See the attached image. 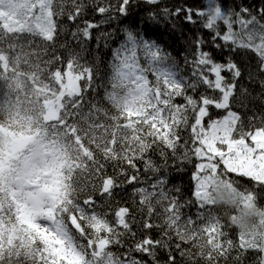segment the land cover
<instances>
[{
  "label": "snow or ice",
  "instance_id": "6c2138e0",
  "mask_svg": "<svg viewBox=\"0 0 264 264\" xmlns=\"http://www.w3.org/2000/svg\"><path fill=\"white\" fill-rule=\"evenodd\" d=\"M135 2L0 0V264H161V252L164 264H178L173 251L191 264L229 257L244 264L249 256L250 264H264V212L234 240L224 229L235 226L222 222L211 199L217 185L242 204L264 198V114L245 122L233 110L247 108L248 100L264 103V0L164 8L172 21L199 25L186 41L183 68L156 40L124 29L98 98V66L82 62L85 41L101 24L127 16ZM89 9L102 19L76 24L70 35L80 51L62 44L67 59L57 55L61 18L76 23ZM96 40L109 48L115 34ZM22 66L34 70L25 74ZM245 80L261 92L252 96ZM169 151L174 161H196L183 203L181 188L168 187ZM140 161L155 179L134 188L137 211L148 217L138 238L130 208L113 209L111 202L123 184L142 183ZM193 204L196 218H185L181 209ZM154 215L162 224L149 222ZM153 229L163 230L155 237Z\"/></svg>",
  "mask_w": 264,
  "mask_h": 264
},
{
  "label": "trees",
  "instance_id": "16d2710c",
  "mask_svg": "<svg viewBox=\"0 0 264 264\" xmlns=\"http://www.w3.org/2000/svg\"><path fill=\"white\" fill-rule=\"evenodd\" d=\"M107 2V0H105ZM115 0H113V3ZM222 4L228 7H234L237 4L244 3L247 4L252 2V0H221ZM86 4L91 5L92 0H85ZM205 4V0H158L156 4L148 3L147 0H136L135 6L130 9L129 14L127 16H121L117 19L111 20L108 23L101 24L98 29H94L92 32V39L85 41V50L82 53L84 60L82 62L93 63L98 66V78L95 80L96 91L99 93V97H103L104 88L103 85L106 80V76L108 73V61L111 59V49L115 47L120 41L124 39V29H130L133 31H139L143 33L146 38L153 39L162 44L166 51L171 53L173 57L177 59V62L183 68V58L188 54L189 45L186 41L192 36L193 32L199 27V25H191L184 23L180 20L172 21L167 17L163 16V9L169 8L172 9L177 6H187L189 8L197 9L203 7ZM156 13L155 20H150L149 14ZM102 18L99 15H93L89 9V11L82 17V20L77 21L76 23L67 21L66 18H61V22L59 25V34L55 41V51L57 55L64 56L67 59V53L65 49L60 48V45L66 44L69 48L74 49L75 51H80L79 46L76 41L72 39L71 32L76 30V24H80L83 26V20H91L93 22L99 23ZM103 32H114L115 41L110 42V47L105 48L103 46V40L99 42L100 46L97 47L96 37ZM186 33V35H184ZM203 35L207 36V33H203ZM37 44H42L40 40H36ZM50 50H51V46ZM27 51V48L24 50ZM189 59L191 57L189 56ZM34 69L32 66H22L19 71L27 74L32 72ZM187 71V70H186ZM246 87L249 88L252 96H257L261 89L258 85L249 84L246 80L242 81ZM22 85L25 91L31 90V85L28 81L23 80ZM86 98H91L90 96ZM264 99V98H262ZM177 102H182L179 98ZM248 107H238L233 110L239 111L241 116L247 122V118L253 116L254 114L259 117L264 114V103L261 100H248ZM107 106V105H105ZM224 112L222 110H215L214 115H223ZM187 136V133H184ZM167 151V150H166ZM151 159L155 161L157 164L163 163L158 153H150ZM103 162V161H101ZM195 159L191 163H180L178 161H174L171 158V152L169 151V165L170 167L167 169L168 172V187L181 188L180 200L183 203L186 199L190 198V192L193 186V181L191 180V173L195 170L194 163ZM138 168L140 169V180L142 183H134V184H123L122 187L117 188L114 193V199L112 200V208L115 209L118 206H127L130 208V211L133 216L136 217L137 223L132 224V230L138 233V238L140 234V226L145 219H148L146 210L144 213L137 211L140 208L139 204V196L134 193V188L136 187H149V185L154 182L155 176L151 171H145L144 162H138ZM108 174H113V166L111 163L106 165ZM117 171H119V166H117ZM163 174V173H162ZM124 178L120 177L122 181ZM119 182V181H118ZM245 184H248V181H244ZM172 195H176L175 192L171 193ZM264 197V194H262ZM258 203L264 206V198L258 200ZM159 212L160 210L157 209ZM197 208L195 204L192 206H186L181 209V212L184 214L185 218L187 216H192L195 219V213ZM213 211L216 214L221 215L222 222L224 224H228V219L223 215L220 209L215 208ZM155 224H162L163 217L162 216H153L150 221ZM163 229L157 230L153 229L151 235L158 237L159 232ZM228 232V238L236 239L238 230L235 227H226L224 229ZM127 241L126 246L131 244L130 238H125ZM175 239L173 244L175 243ZM173 255L178 261V264H191L186 258H182L178 251H173ZM235 253H233V256ZM167 258L166 252H161V264H164V260ZM147 259V257H145ZM250 256L244 264H250ZM203 264V261L200 262ZM219 264H233V260L231 257L228 258L227 261L221 259Z\"/></svg>",
  "mask_w": 264,
  "mask_h": 264
},
{
  "label": "clouds",
  "instance_id": "9594fccd",
  "mask_svg": "<svg viewBox=\"0 0 264 264\" xmlns=\"http://www.w3.org/2000/svg\"><path fill=\"white\" fill-rule=\"evenodd\" d=\"M211 199L216 208L220 209L225 217L237 228L238 231L247 233L258 221L264 207L257 204H242L236 193L223 185L214 187ZM235 216L233 220L232 217Z\"/></svg>",
  "mask_w": 264,
  "mask_h": 264
}]
</instances>
